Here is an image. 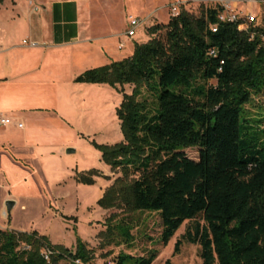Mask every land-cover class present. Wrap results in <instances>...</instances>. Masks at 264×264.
<instances>
[{
    "label": "trees",
    "instance_id": "obj_1",
    "mask_svg": "<svg viewBox=\"0 0 264 264\" xmlns=\"http://www.w3.org/2000/svg\"><path fill=\"white\" fill-rule=\"evenodd\" d=\"M220 14L213 6L199 16L182 9L167 25L153 27L131 58L75 80L135 87L118 109L124 142L102 148L119 176L99 206L120 211L100 235L104 250L131 249L127 217L156 213L165 247L189 223L183 240L201 247L203 264H264V129L246 110L254 97H264V49ZM189 148L199 149L198 161L186 155ZM157 257L155 250L140 257L120 252L112 262L154 264ZM95 260L80 240L72 252L38 234L0 229V264Z\"/></svg>",
    "mask_w": 264,
    "mask_h": 264
},
{
    "label": "rangeland",
    "instance_id": "obj_2",
    "mask_svg": "<svg viewBox=\"0 0 264 264\" xmlns=\"http://www.w3.org/2000/svg\"><path fill=\"white\" fill-rule=\"evenodd\" d=\"M28 0H20V9L28 8ZM39 0V6L46 5ZM94 13L99 18L96 34L113 33L118 60L131 58L137 45L147 43L150 30L158 25L165 26L171 20L170 5L183 4L182 9L199 16L207 8L204 0H89ZM81 4V10H82ZM258 14L259 24L264 28V5L245 7ZM3 10V8H1ZM133 17L143 25L131 39L125 36L128 19ZM25 20V16L22 21ZM28 20L19 24L11 19L9 12L0 11V43L6 46H21L29 40ZM123 45L122 49L120 47ZM121 60V61H122ZM134 86L94 84L84 91L78 100L68 98L65 116L75 130L63 131L61 137L49 138L55 147V155L44 162L21 163L20 168L5 162L0 167V229L23 234H38L46 237L54 247L74 252L79 240L94 250L96 260L93 264H114L112 261L120 252L140 257L155 250L158 257L154 264H203L201 247L183 240L189 223H185L168 246L161 243V218L156 213H135L127 217L133 225L135 242L131 249L125 247L102 249L100 235L107 231L106 221L119 210L106 211L99 202L108 188L118 178L104 161L103 147H111L124 142L122 124L118 109L125 95H132ZM143 98L150 93L143 90ZM250 117L263 122L264 97H254L246 107ZM41 128L45 127L40 123ZM39 124V125H40ZM46 124V123H45ZM21 132L11 126L0 133V141H8ZM48 139V138H47ZM64 147L66 154L62 153ZM73 150L75 154H69ZM186 155L199 160V149L189 148ZM114 175V176H113ZM115 178V179H114ZM91 179L92 183L86 181ZM85 181V182H84ZM104 192V193H103ZM102 195V196H101ZM101 196V198H100ZM11 202V210L7 203ZM183 244L178 254L175 245ZM113 249L110 257L104 256ZM65 264V263H62Z\"/></svg>",
    "mask_w": 264,
    "mask_h": 264
},
{
    "label": "crops",
    "instance_id": "obj_3",
    "mask_svg": "<svg viewBox=\"0 0 264 264\" xmlns=\"http://www.w3.org/2000/svg\"><path fill=\"white\" fill-rule=\"evenodd\" d=\"M38 1L28 0L24 10L20 0L0 4V11L9 12L19 24L28 20L30 37L25 40L36 43V47L25 45V40L21 46L0 43V113L13 121L1 127L0 133L11 126L21 131L0 141L2 168L5 162L20 168L21 163H41L54 156L56 150L49 138L75 130L65 116L68 98L78 100L94 86L75 80L87 71L122 60L111 43L113 33H95L99 18L89 0H47L42 2L44 6ZM67 148L62 153L66 154Z\"/></svg>",
    "mask_w": 264,
    "mask_h": 264
},
{
    "label": "built area",
    "instance_id": "obj_4",
    "mask_svg": "<svg viewBox=\"0 0 264 264\" xmlns=\"http://www.w3.org/2000/svg\"><path fill=\"white\" fill-rule=\"evenodd\" d=\"M207 6H213L221 8V14L219 20L223 23L238 24V28L242 32H246L251 40H259L261 47L264 49V28L260 26L258 14L248 9L243 11L245 7L257 6L259 4L264 5V0H204ZM183 4L170 5L169 12L171 18H176L182 11ZM143 25L139 20L130 17L128 19V31L126 36L133 39L136 36L137 30ZM214 32L217 29L213 30ZM25 45L36 47V43H29L24 41ZM211 55H216L214 51ZM13 121L0 113V128L10 126ZM18 127H22L21 124Z\"/></svg>",
    "mask_w": 264,
    "mask_h": 264
},
{
    "label": "water",
    "instance_id": "obj_5",
    "mask_svg": "<svg viewBox=\"0 0 264 264\" xmlns=\"http://www.w3.org/2000/svg\"><path fill=\"white\" fill-rule=\"evenodd\" d=\"M68 153H69V154H72V153H74V151H73V150H69ZM12 205H13V204H12L11 202L7 203V206H8V210H9V211L11 210V206H12Z\"/></svg>",
    "mask_w": 264,
    "mask_h": 264
}]
</instances>
